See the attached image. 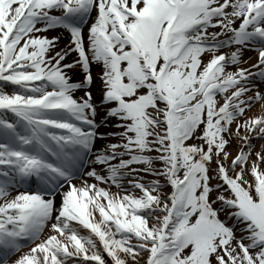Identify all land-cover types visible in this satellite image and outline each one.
I'll return each instance as SVG.
<instances>
[{
    "label": "snow or ice",
    "instance_id": "1",
    "mask_svg": "<svg viewBox=\"0 0 264 264\" xmlns=\"http://www.w3.org/2000/svg\"><path fill=\"white\" fill-rule=\"evenodd\" d=\"M257 77L264 0H0V264H264Z\"/></svg>",
    "mask_w": 264,
    "mask_h": 264
},
{
    "label": "bare ground",
    "instance_id": "2",
    "mask_svg": "<svg viewBox=\"0 0 264 264\" xmlns=\"http://www.w3.org/2000/svg\"><path fill=\"white\" fill-rule=\"evenodd\" d=\"M52 33H56V31L55 30H52L49 34H46V33H42V34H45V35H48V36H53L52 35ZM64 37L62 36V37H60V41L61 42H63V46L66 44L65 42H64ZM246 55L247 56H245V59H249L250 57H253L254 56V54L252 53V52H248V53H246ZM244 66V65H243ZM98 71V68H96V72ZM97 81H98V84H99V80H98V77H97ZM95 84V90H97V94H96V96H95V99H97L99 96H100V93H99V91H98V85L96 84V83H94ZM260 90H262L261 88H259ZM262 91H264V90H262ZM252 111H259V106H256L255 108H254V110H252ZM262 144H264V143H262ZM261 145V144H260ZM259 145V146H260ZM259 146L257 147V148H259ZM232 154H234L235 153V151L236 150H233V149H230L229 150Z\"/></svg>",
    "mask_w": 264,
    "mask_h": 264
}]
</instances>
